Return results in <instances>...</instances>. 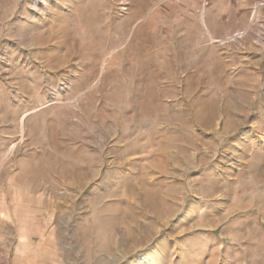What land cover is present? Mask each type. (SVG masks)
<instances>
[{
	"label": "rangeland",
	"instance_id": "1",
	"mask_svg": "<svg viewBox=\"0 0 264 264\" xmlns=\"http://www.w3.org/2000/svg\"><path fill=\"white\" fill-rule=\"evenodd\" d=\"M0 264H264V0H0Z\"/></svg>",
	"mask_w": 264,
	"mask_h": 264
}]
</instances>
